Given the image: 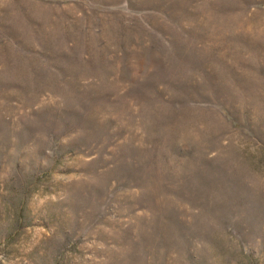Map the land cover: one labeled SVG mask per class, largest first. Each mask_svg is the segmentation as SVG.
<instances>
[{"label": "rangeland", "instance_id": "obj_1", "mask_svg": "<svg viewBox=\"0 0 264 264\" xmlns=\"http://www.w3.org/2000/svg\"><path fill=\"white\" fill-rule=\"evenodd\" d=\"M0 264H264V0H0Z\"/></svg>", "mask_w": 264, "mask_h": 264}]
</instances>
